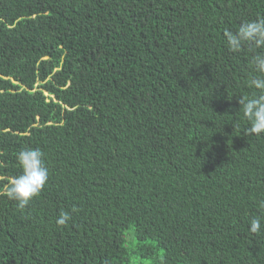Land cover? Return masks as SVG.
I'll return each mask as SVG.
<instances>
[{
  "label": "trees",
  "instance_id": "16d2710c",
  "mask_svg": "<svg viewBox=\"0 0 264 264\" xmlns=\"http://www.w3.org/2000/svg\"><path fill=\"white\" fill-rule=\"evenodd\" d=\"M258 17L264 0H0V191L22 149L49 169L23 210L0 195V264H264V133L239 110L264 49L224 36Z\"/></svg>",
  "mask_w": 264,
  "mask_h": 264
},
{
  "label": "clouds",
  "instance_id": "9594fccd",
  "mask_svg": "<svg viewBox=\"0 0 264 264\" xmlns=\"http://www.w3.org/2000/svg\"><path fill=\"white\" fill-rule=\"evenodd\" d=\"M227 47L230 51L238 52L243 47L264 49V17L241 23L236 32L225 30ZM251 64L257 75L248 81V87L258 90V95L249 98L241 96L240 109L249 126L243 131L246 135L259 136L264 133V52L254 55ZM44 153L39 148L22 149L17 154V163L22 169L17 176L8 178V183L0 191V195L17 202V207L23 210L30 201L39 196L48 179L49 169L45 166ZM4 177L0 176V180ZM264 209V200L260 201ZM67 212H62L56 220L57 225L64 226L70 219ZM261 218H252L249 231L258 234L262 230Z\"/></svg>",
  "mask_w": 264,
  "mask_h": 264
},
{
  "label": "rangeland",
  "instance_id": "374dc122",
  "mask_svg": "<svg viewBox=\"0 0 264 264\" xmlns=\"http://www.w3.org/2000/svg\"><path fill=\"white\" fill-rule=\"evenodd\" d=\"M125 233H126V237L129 236L131 234V229L126 230ZM138 259H140V258H138ZM143 264H152V263H151V260H143Z\"/></svg>",
  "mask_w": 264,
  "mask_h": 264
}]
</instances>
